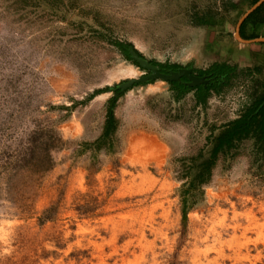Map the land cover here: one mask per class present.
I'll return each mask as SVG.
<instances>
[{
	"label": "rangeland",
	"instance_id": "1",
	"mask_svg": "<svg viewBox=\"0 0 264 264\" xmlns=\"http://www.w3.org/2000/svg\"><path fill=\"white\" fill-rule=\"evenodd\" d=\"M17 1L0 0V264H264L253 140L219 158L185 227L180 196L189 160L262 94L264 43L236 37L252 6ZM206 15L212 24L199 22ZM114 40L196 70L237 64L239 75L205 104L195 90L177 99L163 80L133 87L116 102L112 141L97 148L113 88L143 74Z\"/></svg>",
	"mask_w": 264,
	"mask_h": 264
},
{
	"label": "trees",
	"instance_id": "2",
	"mask_svg": "<svg viewBox=\"0 0 264 264\" xmlns=\"http://www.w3.org/2000/svg\"><path fill=\"white\" fill-rule=\"evenodd\" d=\"M258 1L259 0H240V4L248 3L253 6ZM15 3L24 8L26 5L32 4L36 10H38L40 6L39 0H18ZM234 6L237 5L234 4ZM199 22L202 24H212L213 18L211 15H206L205 17L200 18ZM263 27L264 3L250 14L243 23L241 27V35L248 40L258 38L261 36L260 34ZM111 43L118 47L127 60L133 61L134 64L140 66L139 62L135 60L132 55V47L134 48L133 43L120 40H114ZM134 51L142 56V54L135 48ZM154 63L171 69H176L181 66L179 64ZM199 72L200 74H210L213 81L207 86L201 84L196 87L195 96L197 103L205 104L212 91L217 93L221 92L222 87L229 85L230 81L239 75V67L237 64H230L226 61L215 62L208 69L200 70ZM147 83H152V79L136 82L133 86L144 85ZM170 83L173 85L172 89L176 92L177 99L182 98L186 93L192 90L191 87L178 80L171 81ZM260 84L263 89L262 94L255 100L253 105L240 117L222 125L217 133H212L208 138L207 146L201 149L200 153L197 156L192 157L189 160V163L185 165L182 171V176L186 177V181L180 190L182 225L184 227L188 220L189 211L195 208L199 200L202 199L204 195L203 187L211 181L213 168L216 166L217 161L221 156H234L235 151L239 148L241 142L245 140H253L255 161H264V81ZM119 85L120 84L113 88L117 93L116 96L111 99L104 132L94 143H92V145L97 146V148H100L103 144L111 142L112 135H114L117 129V120L114 114L116 102L119 97L131 88L129 87L126 90H122ZM103 91L104 90H96L90 94L85 102L91 101ZM51 143H46L48 149L52 147Z\"/></svg>",
	"mask_w": 264,
	"mask_h": 264
},
{
	"label": "water",
	"instance_id": "3",
	"mask_svg": "<svg viewBox=\"0 0 264 264\" xmlns=\"http://www.w3.org/2000/svg\"><path fill=\"white\" fill-rule=\"evenodd\" d=\"M263 3H264V0H259L244 14V16L239 21L236 37L243 43H247V44L257 43V42L264 43V38H255L252 40H246L240 34V28H241L242 23L250 16V14H252L255 10H257ZM132 55L134 59L137 60L142 67L149 68V69L151 68L152 70L156 71V67L152 65L151 63H149L148 60H146L144 57H141L136 51H134L133 47H132ZM183 75H186L190 80H192V82L190 83L191 85L199 84L204 80V78H198L196 76H193L190 70L183 69L176 73H169V74L156 73L155 75L153 74V75L141 77V78L133 77V78H130V80H128L127 82L120 84L119 87L122 90H126L129 87H132L133 84L136 82L146 81L148 79L153 80V79H156L157 77H161L164 80H176Z\"/></svg>",
	"mask_w": 264,
	"mask_h": 264
},
{
	"label": "flooded vegetation",
	"instance_id": "4",
	"mask_svg": "<svg viewBox=\"0 0 264 264\" xmlns=\"http://www.w3.org/2000/svg\"><path fill=\"white\" fill-rule=\"evenodd\" d=\"M246 21V20H245ZM244 21V22H245ZM243 22V23H244ZM243 23H242V25H243ZM242 25H241V27H242ZM240 34H241V28H240ZM242 36V35H241ZM250 40V39H249ZM252 40V39H251ZM134 48L139 52V53H141L135 46H134ZM142 54V53H141ZM140 55V54H139ZM141 56V55H140ZM141 57H144L146 60H148V62L149 63H151L152 65H154L155 67H156V71H154V70H152L151 68L149 69V68H144V67H142L140 64V66H138L141 70H143V74L140 76V77H136V78H141V77H146V76H150V75H155L156 73H163V74H169V73H176V72H179L180 70H183V69H185V70H190L191 71V74L193 75V76H196V77H198V78H204V80L201 82V83H199V84H196V85H191L190 83L192 82V80H190L186 75H183V76H181V77H179L178 79H176V80H178L179 82H182L183 84H185V85H187V86H189V87H191L192 88V90H195V92H196V87L197 86H199V85H201V84H204L205 86H207L208 84H211L213 81H212V77H211V75L210 74H200V70H205V69H199V70H196V69H194L191 65H186V66H183V65H181L180 67H178V68H176V69H171V68H167V67H162V66H160V65H158V64H155L154 62H157V61H155V60H149L148 58H146L143 54H142V56ZM133 62V61H132ZM158 63H161V62H158ZM133 64H134V62H133ZM162 64H172V63H162ZM231 64V63H230ZM136 65V64H135ZM180 65V64H179ZM208 69V68H207ZM128 80H130V79H128ZM128 80H126V81H123L122 83H124V82H127ZM149 80V79H148ZM151 80V79H150ZM157 80H163V81H166V82H171V81H176V80H164V79H162L161 77H157L156 79H153L152 80V83H154L155 81H157ZM147 81V80H146ZM122 83H120V84H122ZM152 83H147V84H152ZM171 84V83H170ZM145 85V84H144ZM172 85V84H171ZM138 86V85H137ZM173 86V85H172ZM133 87H135V86H133ZM133 87H131L130 89H132ZM130 89H128V90H130ZM127 90V91H128ZM173 90V89H172ZM191 90V91H192ZM190 92V91H189ZM116 93H117V91H116Z\"/></svg>",
	"mask_w": 264,
	"mask_h": 264
},
{
	"label": "crops",
	"instance_id": "5",
	"mask_svg": "<svg viewBox=\"0 0 264 264\" xmlns=\"http://www.w3.org/2000/svg\"><path fill=\"white\" fill-rule=\"evenodd\" d=\"M261 31H262V36H263V33H264L263 31H264V29H262Z\"/></svg>",
	"mask_w": 264,
	"mask_h": 264
},
{
	"label": "bare ground",
	"instance_id": "6",
	"mask_svg": "<svg viewBox=\"0 0 264 264\" xmlns=\"http://www.w3.org/2000/svg\"><path fill=\"white\" fill-rule=\"evenodd\" d=\"M129 73V72H128Z\"/></svg>",
	"mask_w": 264,
	"mask_h": 264
}]
</instances>
